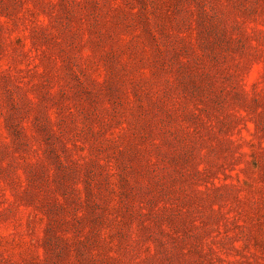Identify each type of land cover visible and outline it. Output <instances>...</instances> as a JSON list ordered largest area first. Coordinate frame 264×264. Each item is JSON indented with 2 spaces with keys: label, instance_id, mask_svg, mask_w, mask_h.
Wrapping results in <instances>:
<instances>
[{
  "label": "rangeland",
  "instance_id": "obj_1",
  "mask_svg": "<svg viewBox=\"0 0 264 264\" xmlns=\"http://www.w3.org/2000/svg\"><path fill=\"white\" fill-rule=\"evenodd\" d=\"M0 264H264V0H0Z\"/></svg>",
  "mask_w": 264,
  "mask_h": 264
}]
</instances>
